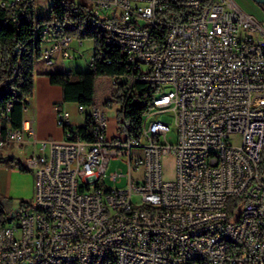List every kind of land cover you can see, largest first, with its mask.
Returning <instances> with one entry per match:
<instances>
[{
    "label": "built area",
    "instance_id": "1",
    "mask_svg": "<svg viewBox=\"0 0 264 264\" xmlns=\"http://www.w3.org/2000/svg\"><path fill=\"white\" fill-rule=\"evenodd\" d=\"M24 1L3 0L0 8ZM88 9L111 44L129 47V58L100 48L89 67L125 64L129 73L112 76L113 84L130 97L139 85L152 88L151 107L134 130L116 101L109 134L107 112L96 104L76 103L78 124L67 103L56 104L63 140H38L30 118L14 127L12 103L0 112V146L39 145L28 160L34 201L0 225V264L89 263L92 251H105L110 264H191L193 254H201L199 264H264V21L235 0H89ZM61 30L42 32L38 61L47 66L76 56ZM22 70L14 65L6 84ZM170 110L174 129L153 117ZM167 155L176 162L170 180ZM115 158L127 174H107ZM124 178L123 186L108 184ZM199 228L210 235L195 238Z\"/></svg>",
    "mask_w": 264,
    "mask_h": 264
},
{
    "label": "trees",
    "instance_id": "2",
    "mask_svg": "<svg viewBox=\"0 0 264 264\" xmlns=\"http://www.w3.org/2000/svg\"><path fill=\"white\" fill-rule=\"evenodd\" d=\"M3 0H0V5ZM55 0L50 14L42 18H36L34 0H26L8 9L0 8V112L6 111L11 106L12 125L20 127L23 120V99L31 98L35 88V66L41 57V37L46 27L54 28L60 25L61 34L77 38L83 41L92 38L95 43L93 56L98 54L99 49L104 53L120 55L126 58L118 48L107 47L104 34L100 35V28L90 21L88 4L82 0ZM96 30H100L99 32ZM103 32V31H102ZM27 46L28 53L22 57V48L18 45ZM14 65H22V72L6 84L11 77ZM129 73L125 64L97 63L95 69L89 68L87 72L72 76L70 73L52 71L46 73L53 85L61 87L63 101L80 103L91 106L95 103L96 79L100 75L116 76ZM142 92L137 96H129L118 88L114 94L115 101L122 104L123 116L132 123L133 129L138 130L142 116L151 107L152 88L139 85ZM12 165L18 166L22 171H29L21 161L11 160ZM260 172H264V153L260 164ZM1 216V213H0ZM8 220L0 217V225H5Z\"/></svg>",
    "mask_w": 264,
    "mask_h": 264
},
{
    "label": "rangeland",
    "instance_id": "3",
    "mask_svg": "<svg viewBox=\"0 0 264 264\" xmlns=\"http://www.w3.org/2000/svg\"><path fill=\"white\" fill-rule=\"evenodd\" d=\"M82 1L89 5V0H82ZM54 2L55 0H34L36 18H42L46 15H49L51 8L54 5ZM99 33L100 35L104 34V32L102 31H100ZM72 45L75 49H77V52H75L76 56L65 60V64L59 62L57 66H47L45 64V60L40 59L39 61L36 62V66H35L34 96L40 105L41 113L43 116L42 117L43 122L47 121L48 122L47 125L49 127L54 128L53 132L50 135H52V137L56 138L57 140L64 139V132H63V128L58 125L57 115L55 112L53 113L52 109L55 103L63 102V95H62L61 87L58 85L51 84L46 73L52 71H60V72L68 71V73H70L72 76H75L78 73L89 71L88 63L92 57L95 48V43L92 38H85L82 43H80L79 39L74 38ZM45 46H47V44ZM116 89L117 87L113 84V77L108 75H100L97 77L96 95H95L94 104H96L97 106H99L100 108H102L107 112L110 121L109 134L114 133L117 124V110L119 109V104L115 101L114 94ZM35 98L27 103V108H32L34 106ZM108 100H112L114 102L113 106L108 107L107 105H105ZM153 117L154 119L160 118L170 123L172 129L175 128V115L173 111L170 110L168 112L158 114ZM50 135L49 136L47 135L44 138H49ZM234 142L238 143L239 139H234ZM162 166H163L164 178L167 180L173 179L175 177V172H176L175 156L167 155L163 157ZM27 168L29 171H22L19 168L20 173L23 172L30 174L34 173L33 168H30L28 166ZM116 171L122 172L123 174H127L128 172L127 163L123 162L122 160H118L116 158L112 159L109 168L107 170V174L110 175L111 173ZM21 176L22 175H20V177ZM20 177L16 181L17 184L20 182ZM126 181H127L126 178H124L121 183L114 184V182L108 181V184L110 186H115V185L123 186L126 184ZM12 191L15 192V190ZM33 201H34V194H30L28 196H25L24 198H15L11 201V205L14 206L10 210L6 206H4V204L1 203V199H0L1 219L9 220L13 211L20 208L23 204H29L31 206L33 204ZM136 201L140 202V200H136ZM229 210L234 212V214L232 215L233 218L237 216L239 213V210L234 206L233 200H230L229 202Z\"/></svg>",
    "mask_w": 264,
    "mask_h": 264
},
{
    "label": "crops",
    "instance_id": "4",
    "mask_svg": "<svg viewBox=\"0 0 264 264\" xmlns=\"http://www.w3.org/2000/svg\"><path fill=\"white\" fill-rule=\"evenodd\" d=\"M237 4L245 9L246 12L253 15L257 20L264 21V2L262 0H235ZM242 8V9H243ZM243 9V10H244ZM73 42V41H72ZM83 42V41H82ZM48 45V44H47ZM44 46V45H43ZM93 56V54H92ZM90 68V67H89ZM92 69V68H91ZM35 92L29 101L35 98ZM60 103H67L72 112L73 123L78 124L81 122L79 113L74 102H59L53 105V113L55 112V105ZM56 113V112H55ZM57 115V114H56ZM23 117L33 120V126L36 131L38 140L40 139H56L50 135L53 132L52 127H49L48 122H43V116L38 101L35 98V103L32 108H27ZM64 132V129H63ZM49 138H44L46 136ZM65 137V133H64ZM57 140V139H56ZM39 145L29 141L24 144H7L0 146V199L8 209H12L11 201L15 198H24L30 194H35L36 178L35 172L20 173L18 166H12L11 160L21 161L28 166V160L38 154ZM29 167V166H28ZM20 175H22L20 177ZM20 177V182L16 181ZM12 190H15L13 192Z\"/></svg>",
    "mask_w": 264,
    "mask_h": 264
},
{
    "label": "bare ground",
    "instance_id": "5",
    "mask_svg": "<svg viewBox=\"0 0 264 264\" xmlns=\"http://www.w3.org/2000/svg\"><path fill=\"white\" fill-rule=\"evenodd\" d=\"M98 28H100L104 32L105 44L107 47L118 48L124 53V56L126 58H129V47L128 46H125L124 43H116V45L111 44L110 43V32L107 31V28H103V27H98ZM209 235H210V228H199L195 231V238H206V236H209ZM215 247H223V240H215ZM105 260H106L105 251H92L91 257H89V263H81V264H110V263H104ZM189 263L191 264L202 263L201 254H193L189 256Z\"/></svg>",
    "mask_w": 264,
    "mask_h": 264
},
{
    "label": "water",
    "instance_id": "6",
    "mask_svg": "<svg viewBox=\"0 0 264 264\" xmlns=\"http://www.w3.org/2000/svg\"><path fill=\"white\" fill-rule=\"evenodd\" d=\"M262 2H264V0H262ZM14 215H15V212H13V213L11 214L12 217H14Z\"/></svg>",
    "mask_w": 264,
    "mask_h": 264
}]
</instances>
